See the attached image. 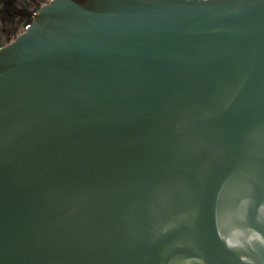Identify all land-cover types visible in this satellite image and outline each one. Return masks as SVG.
I'll use <instances>...</instances> for the list:
<instances>
[{
  "label": "water",
  "instance_id": "95a60500",
  "mask_svg": "<svg viewBox=\"0 0 264 264\" xmlns=\"http://www.w3.org/2000/svg\"><path fill=\"white\" fill-rule=\"evenodd\" d=\"M0 46V264H264V0H51Z\"/></svg>",
  "mask_w": 264,
  "mask_h": 264
},
{
  "label": "flooded vegetation",
  "instance_id": "af4514ba",
  "mask_svg": "<svg viewBox=\"0 0 264 264\" xmlns=\"http://www.w3.org/2000/svg\"><path fill=\"white\" fill-rule=\"evenodd\" d=\"M37 3L38 0H0V46L29 21L27 13L38 10Z\"/></svg>",
  "mask_w": 264,
  "mask_h": 264
},
{
  "label": "rangeland",
  "instance_id": "374dc122",
  "mask_svg": "<svg viewBox=\"0 0 264 264\" xmlns=\"http://www.w3.org/2000/svg\"><path fill=\"white\" fill-rule=\"evenodd\" d=\"M44 3V0H38V3H37V5H35V6H37L38 7V9L40 8V6L42 5ZM28 22V20L26 21V23ZM26 23L22 26V28L10 39V41L12 40V39H14L19 33H21L22 31H24L25 30V26H26ZM9 42V41H8Z\"/></svg>",
  "mask_w": 264,
  "mask_h": 264
},
{
  "label": "built area",
  "instance_id": "2783aa9c",
  "mask_svg": "<svg viewBox=\"0 0 264 264\" xmlns=\"http://www.w3.org/2000/svg\"><path fill=\"white\" fill-rule=\"evenodd\" d=\"M48 1H51V0H44V3H45V2H48ZM29 25H30L29 23L26 24L25 29H26L27 27H29Z\"/></svg>",
  "mask_w": 264,
  "mask_h": 264
}]
</instances>
